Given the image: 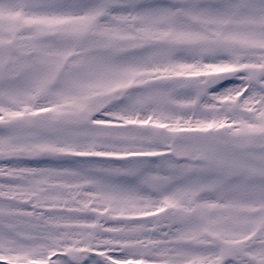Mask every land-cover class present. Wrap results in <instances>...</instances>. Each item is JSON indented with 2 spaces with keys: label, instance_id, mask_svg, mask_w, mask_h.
<instances>
[{
  "label": "snow or ice",
  "instance_id": "1",
  "mask_svg": "<svg viewBox=\"0 0 264 264\" xmlns=\"http://www.w3.org/2000/svg\"><path fill=\"white\" fill-rule=\"evenodd\" d=\"M0 264H264V0H0Z\"/></svg>",
  "mask_w": 264,
  "mask_h": 264
}]
</instances>
